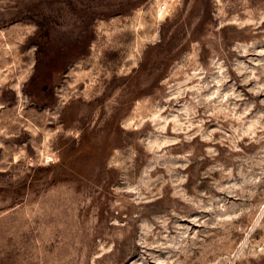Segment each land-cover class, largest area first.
<instances>
[{"label":"rangeland","instance_id":"obj_1","mask_svg":"<svg viewBox=\"0 0 264 264\" xmlns=\"http://www.w3.org/2000/svg\"><path fill=\"white\" fill-rule=\"evenodd\" d=\"M0 264H264V0H0Z\"/></svg>","mask_w":264,"mask_h":264},{"label":"built area","instance_id":"obj_2","mask_svg":"<svg viewBox=\"0 0 264 264\" xmlns=\"http://www.w3.org/2000/svg\"><path fill=\"white\" fill-rule=\"evenodd\" d=\"M165 9H166V5H165V4H161V5L158 6V8H157V14H158V15H162V14L164 13Z\"/></svg>","mask_w":264,"mask_h":264}]
</instances>
